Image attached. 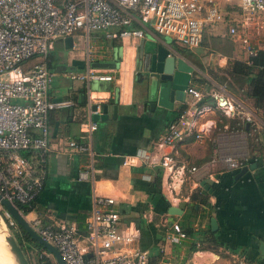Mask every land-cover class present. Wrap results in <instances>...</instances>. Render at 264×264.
I'll return each instance as SVG.
<instances>
[{"label":"crops","instance_id":"0c3cea01","mask_svg":"<svg viewBox=\"0 0 264 264\" xmlns=\"http://www.w3.org/2000/svg\"><path fill=\"white\" fill-rule=\"evenodd\" d=\"M224 13L225 20L208 24L193 48L151 27L141 36H122L118 26L78 29L70 34L72 42H66L68 35L52 42L49 93L62 102L48 115L47 176L29 215L48 223L75 221L84 235L96 198L112 196L120 226L137 233L118 243L119 249L145 246L148 264H264V110L247 93L248 81L229 72L231 61L247 58V51L240 34L228 33L227 3ZM158 45L193 65L188 86L201 92L199 98L185 90V100L175 99L172 108L152 104L155 98L147 92L141 70ZM87 68L109 72L112 79L100 86L90 82L88 91L86 81L68 75ZM89 94L97 100V112L88 107ZM90 119L97 128L89 135L81 125ZM175 119L183 127L182 138L162 143ZM71 139L86 143L89 151L69 145ZM165 155L172 157L173 167L160 163ZM244 165L247 169L238 175ZM191 166L195 170L189 171ZM82 168L88 170L87 179L78 178ZM199 190L207 192L211 205L195 202L197 211L189 219L204 228L214 217L222 244L216 251L186 254L179 242L185 236L172 241L168 235L181 229L190 195ZM168 204L182 212L169 213ZM80 244L86 245V239Z\"/></svg>","mask_w":264,"mask_h":264},{"label":"built area","instance_id":"2783aa9c","mask_svg":"<svg viewBox=\"0 0 264 264\" xmlns=\"http://www.w3.org/2000/svg\"><path fill=\"white\" fill-rule=\"evenodd\" d=\"M225 3L238 7L227 17V22L232 21L228 33L241 35L248 58L264 48V0H0V194L18 207L37 233L57 247L66 264H148V251L140 247L119 249L118 243L131 241L137 233L134 227L120 226L112 196L96 198L85 219L84 235L75 221L43 224L40 215H29L30 209L21 208L30 205L44 187L50 150L48 115L62 102L53 100L49 93L52 72L47 59L52 42L78 29L118 26L122 36H141L144 28L151 27L193 48L201 43L208 24L225 20ZM36 56L40 59L25 64ZM68 75L86 81L88 91L90 82L112 79L111 73L91 68L72 70ZM186 91L195 98L201 96L195 87L188 86ZM95 102L89 94L92 112L98 111ZM96 128L94 119L81 125V131L89 135ZM183 134L179 120H172L161 142L171 144ZM69 145L89 151L86 143L75 139L69 140ZM226 160L232 163L231 157ZM160 163L174 166L170 155L163 156ZM195 168L191 166L189 171ZM182 169L184 173V165ZM78 178H88L87 168L79 171ZM0 213L8 225L18 224L1 204ZM184 235L176 227L168 237L178 241ZM84 238L86 245L80 244ZM38 251L41 258L48 254L44 248Z\"/></svg>","mask_w":264,"mask_h":264},{"label":"water","instance_id":"95a60500","mask_svg":"<svg viewBox=\"0 0 264 264\" xmlns=\"http://www.w3.org/2000/svg\"><path fill=\"white\" fill-rule=\"evenodd\" d=\"M65 40L68 43L72 42V37L68 35ZM193 69V65L189 64L184 58L172 53L169 48L158 45L157 48L150 53L148 62L145 63L144 69L141 70L143 78L146 80L147 92L150 94L153 93L155 98L152 104L156 103L164 107L172 108L175 99L184 101L185 90L188 87ZM97 84L100 86L101 82L92 81L93 86ZM246 169L247 166L244 165L240 169L238 175L243 173ZM209 181V179L203 181V185L206 189L209 187ZM0 204L11 214L18 224L22 225L34 239H37L53 254L59 264H66L57 247L37 233L19 211L18 207L1 194ZM168 212L181 213L182 209L171 204L168 207ZM1 221H3V218L0 213V222ZM216 224V219L211 217L210 227L212 230L216 229ZM4 239L8 244V248L16 264H30L21 243L15 235L11 233L4 234ZM260 249L264 252L263 243L260 244ZM89 255V253L85 254V257Z\"/></svg>","mask_w":264,"mask_h":264},{"label":"trees","instance_id":"16d2710c","mask_svg":"<svg viewBox=\"0 0 264 264\" xmlns=\"http://www.w3.org/2000/svg\"><path fill=\"white\" fill-rule=\"evenodd\" d=\"M238 11L236 4H227V17L232 16V13ZM229 72L233 75L241 76L244 80L248 81L247 93L254 99V104L264 110V48L257 49L256 53L245 59L235 58L231 61V68ZM38 197V196H37ZM36 197V198H37ZM36 198L30 203V205H21V208L25 211L32 207ZM209 195L204 190L195 191L190 195L189 199V212L184 216V219L180 222L181 230L185 233V239L179 241L183 243L185 247V253H191L199 249H211L216 251L222 244L217 232L210 227H196L193 225L192 220L189 218L197 211L193 204L195 202H202L207 205H211L209 202ZM169 207V204H168ZM18 241L22 240L31 242L35 247L39 249H46L37 239H34L27 230L20 224H18ZM178 244H175L177 250ZM146 248L145 246H141ZM180 248V245L179 247ZM57 264L58 261L56 260ZM40 264H52L50 259L45 257L44 261H40ZM149 264H152L149 262Z\"/></svg>","mask_w":264,"mask_h":264},{"label":"rangeland","instance_id":"374dc122","mask_svg":"<svg viewBox=\"0 0 264 264\" xmlns=\"http://www.w3.org/2000/svg\"><path fill=\"white\" fill-rule=\"evenodd\" d=\"M58 3V1H57ZM175 42L179 43L178 41L174 40ZM3 222H4V228L0 222V235L1 234H7V233H11L13 235H15V237L18 239V224H16L15 226H10L6 223V219L3 217ZM43 224H47L48 222L46 220H42ZM6 242V241H5ZM21 245L24 249V252L26 254V256L29 259L30 264H40V261H44L45 257L50 259V261L52 262V264H57L56 262V258L53 256V254L51 252L48 251V254H46L43 258H41L39 256V252L38 249L39 247H35L31 242L28 241H21ZM0 256L1 257H5L6 261H9V263L11 262V264H16L15 263V259L12 255V253L10 252V250H8L5 245L3 247V245H0ZM40 250V249H39Z\"/></svg>","mask_w":264,"mask_h":264},{"label":"bare ground","instance_id":"6f19581e","mask_svg":"<svg viewBox=\"0 0 264 264\" xmlns=\"http://www.w3.org/2000/svg\"><path fill=\"white\" fill-rule=\"evenodd\" d=\"M225 101L222 99V103H224ZM1 224H2V226H3V228H4V222L3 221H1ZM0 245H3V247H4V245H5V247L9 250V248H8V244H7V242H5V239H4V234H1L0 235ZM1 249V248H0ZM1 255V254H0ZM0 264H11V262L9 263V261H6L5 260V257L3 258V257H1L0 256Z\"/></svg>","mask_w":264,"mask_h":264}]
</instances>
